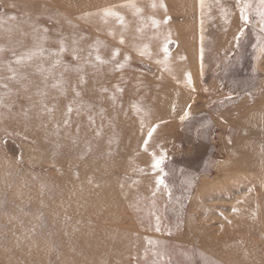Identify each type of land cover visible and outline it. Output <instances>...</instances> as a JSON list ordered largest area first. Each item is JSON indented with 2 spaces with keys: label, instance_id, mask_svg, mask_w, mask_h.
I'll return each instance as SVG.
<instances>
[{
  "label": "rangeland",
  "instance_id": "1",
  "mask_svg": "<svg viewBox=\"0 0 264 264\" xmlns=\"http://www.w3.org/2000/svg\"><path fill=\"white\" fill-rule=\"evenodd\" d=\"M4 102L0 264H264L261 0H0Z\"/></svg>",
  "mask_w": 264,
  "mask_h": 264
},
{
  "label": "bare ground",
  "instance_id": "2",
  "mask_svg": "<svg viewBox=\"0 0 264 264\" xmlns=\"http://www.w3.org/2000/svg\"><path fill=\"white\" fill-rule=\"evenodd\" d=\"M97 1H98V0H97ZM96 3H97V2H96ZM110 5H111V4H110ZM93 6H94V5H93ZM96 6H97V5H96ZM105 8H106V7H105ZM106 9H107V8H106ZM95 10H97V9H95ZM114 10H115V9H114ZM82 11H83V10H82ZM92 11H93V10H92ZM83 13H84V12H83ZM88 13H90V12H88ZM116 14H117V13H116ZM94 15H95V14H94ZM117 15H118V14H117ZM110 16H111V15H110ZM113 16H114V15H113ZM89 18H90V17H89ZM118 18H119V17H118ZM118 18H117V19H118ZM90 19H91V18H90ZM113 19H114V18H113ZM93 20H94V19H93ZM124 20H126V17H125ZM110 21H111V20H110ZM95 22H96V21H95ZM112 22H113V21H112ZM112 22H111V23H112ZM117 22H118V21H117ZM113 23H114V22H113ZM124 23H125V22H124ZM124 23H123V24H124ZM118 24H119V23H118ZM94 25H95V23H94ZM126 25H127V24H125L124 26L126 27ZM119 26H120V25H119ZM121 26H122V25H121ZM132 26H133V25H132ZM128 27H129V26H128ZM118 29H119V28H118ZM120 29H121V28H120ZM126 29H127V28H125V30H126ZM109 30H110V29H109ZM127 30H128V29H127ZM129 30H130V29H129ZM131 30H132V29H131ZM97 31H98V30H97ZM102 31H104V29H103ZM119 31H120V30H119ZM119 31L117 32V34H119ZM133 31H134V30H133ZM135 31H136V30H135ZM109 32H110V31H109ZM111 32H112V31H111ZM124 32H125V31H124ZM124 32H123V33H124ZM129 32L131 33V31H129ZM127 33H128V32H127ZM117 34H116V35H117ZM133 34H134V32H133ZM135 34H137V32H135ZM135 34H134V35H135ZM114 35H115V34H114ZM124 35H126V33H125ZM137 35H138V34H137ZM137 35H136V36H137ZM119 36H122V35H119ZM129 36H131V34H129ZM138 37H139V36H138ZM114 39H115V38H114ZM123 39H124V36H123ZM122 41H123V40H122ZM127 41H128V40H127ZM127 41H125V43H127ZM118 42H119V41H118ZM124 45H125V44H124ZM131 45H132V44H131ZM131 45H130V46H131ZM130 46H129V48H130ZM132 46H135V44L132 45ZM132 46H131V49H132ZM135 48H136V47H135ZM135 48H133V49H135ZM37 58H38V57H37ZM50 59H51V58H50ZM47 60H48V59H47ZM37 72H38L39 74H42V73H44V72H47V69H45V68H41V67H38ZM93 96H94V95H93ZM11 103H12V102H11ZM31 105H32V104H31ZM6 107H7V106H6V102H4L3 104H0V109L6 108ZM33 107H34V106H33ZM35 107H36V106H35ZM3 110H4V109H3ZM3 113H4V112H3ZM35 121L38 122V121H40V120H39L38 118H36ZM36 122H35V123H36Z\"/></svg>",
  "mask_w": 264,
  "mask_h": 264
},
{
  "label": "snow or ice",
  "instance_id": "3",
  "mask_svg": "<svg viewBox=\"0 0 264 264\" xmlns=\"http://www.w3.org/2000/svg\"><path fill=\"white\" fill-rule=\"evenodd\" d=\"M261 2L264 3V0H261ZM104 11H105L106 13L109 12L108 9H105ZM111 14L115 15V13H111ZM243 19L246 20V19H247V16H243ZM121 42H123V41H121ZM97 59H99V57H97ZM70 110H71V109H69V111H70ZM149 135H151V132L149 133ZM156 163H157V165H158L159 161H157Z\"/></svg>",
  "mask_w": 264,
  "mask_h": 264
}]
</instances>
